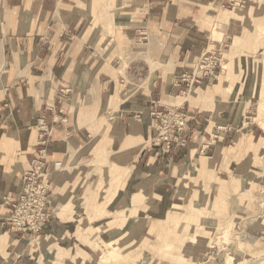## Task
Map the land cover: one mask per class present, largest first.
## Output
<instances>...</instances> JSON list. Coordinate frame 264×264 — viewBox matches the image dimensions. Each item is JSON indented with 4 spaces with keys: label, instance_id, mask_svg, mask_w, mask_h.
Returning a JSON list of instances; mask_svg holds the SVG:
<instances>
[{
    "label": "crops",
    "instance_id": "1",
    "mask_svg": "<svg viewBox=\"0 0 264 264\" xmlns=\"http://www.w3.org/2000/svg\"><path fill=\"white\" fill-rule=\"evenodd\" d=\"M208 1L108 0L109 4H114V11L110 9V12L118 22L111 37L97 24L101 0H0L2 260L7 262L9 257L24 260L31 253L32 243L38 244L43 235L23 238L22 233L12 232L7 222L12 208L3 205L5 197L15 196L20 190L23 175L43 149L39 145L40 121L51 133L50 137L45 136L51 169L55 162L64 165L63 170L53 175L57 223L47 228L41 248H65L67 251L62 243L75 239L78 249L71 248V255H79V264H93L92 260L103 254L102 248L94 250L96 234L89 236L79 228L74 234H68L67 225L92 219L95 226H109L108 221L113 216L96 221L93 212L96 211L97 196L98 202L105 201L117 186L113 182L117 178L114 166L127 172L124 176L129 177L125 187L119 189L114 201L107 205V212L128 211L118 202L125 196L145 193L148 200H155V195L168 196L176 181L177 194L179 188L191 180L189 176L184 182L176 174L188 157L189 147L199 139L192 143L189 135L186 148L173 145L167 149L151 143L149 140L154 135L151 113L155 105L169 109L178 102L184 111L192 112L193 119L202 122L201 115L206 112L204 105L214 104L216 96L210 98V95L218 84L211 83V80L207 81L206 91L201 88L194 98L188 93L183 102L179 98L185 97L182 95L187 92L184 90L187 84L182 85V93L181 88H176L183 75L192 73L197 63L194 58L202 57L208 47L199 29L193 27L194 21L203 19V9ZM218 1L222 5L227 2ZM255 1L257 4L250 7L251 13H259L262 9L263 0ZM240 9L231 11L234 13L230 24L233 19L242 21L243 17L238 13ZM208 18L210 21L214 19ZM248 34L244 32L240 37H245L246 41ZM145 36L172 38L177 43L172 53L173 61L162 71L149 67L146 78L135 83L129 81L127 88L121 84L126 83L122 76L125 67L119 69L108 48L111 41L118 47L134 48ZM260 39V49L263 50L264 36ZM234 103L233 100L221 108L218 119L231 121L227 111ZM229 137L226 132L224 141ZM220 139L222 141L223 137ZM236 148L218 146L214 161L225 159L224 156H230L227 149L234 152ZM196 150L192 148L190 161L197 158ZM205 159L207 165L209 159ZM198 165L199 170L201 162L198 161ZM206 169H209L210 176L217 173L214 164L207 165ZM64 198L69 200L63 204L60 202L58 208V202ZM127 204L126 199L124 205ZM64 227V234L56 233ZM148 227L152 224L149 223ZM51 236L56 242L46 245ZM44 258L42 255L39 264L52 262L44 261ZM158 262L159 258L148 254L142 264Z\"/></svg>",
    "mask_w": 264,
    "mask_h": 264
},
{
    "label": "rangeland",
    "instance_id": "2",
    "mask_svg": "<svg viewBox=\"0 0 264 264\" xmlns=\"http://www.w3.org/2000/svg\"><path fill=\"white\" fill-rule=\"evenodd\" d=\"M101 1L102 9L97 24L113 37V30L118 24L114 13L110 12V9L114 11V4H109L108 0ZM230 1L227 0L224 5L218 0L208 1L203 9V19L193 22V27L202 33L203 41L208 42V47L202 57L194 58L193 61L197 63L192 72L206 57L217 59V66L202 77L200 83L187 85V89L184 88L187 92L182 97L189 93L194 98L199 95L197 92H201V88L206 91L208 80L218 85L214 86L210 95V98L216 96L214 104L203 107L206 112L201 115L202 122L193 119L192 112L184 111L190 121L191 142L195 143V139H199L193 147H189L188 157L181 167L187 171L185 179H179L184 182L189 176L191 179L187 188L183 185L185 196L183 194L177 198L176 181L168 196L155 195V200H148L145 193L129 192L132 195L118 201L128 211L107 212V205L114 201L118 190L125 187L129 177L124 176L127 172H121L120 167L114 166L117 178L113 182L117 186L105 201L98 202L97 196L96 211L93 212L96 221L113 216L108 221L109 226H101V223L98 224L101 227L95 226L94 220L84 219L81 226L75 227L72 232L67 231L68 234H74L79 228L89 236L96 234L94 250L101 247L103 254L94 258L93 264H102L98 260L108 252L107 264H142L148 254L159 258L158 264H264V49H260L259 41L264 36V0L259 13L250 12L251 6L256 7L255 0ZM239 8L242 21L233 19L230 26L222 29L220 24L229 14L227 12ZM208 16L214 19L210 21ZM244 32L249 33L248 43L247 40L241 42L239 39ZM176 44L167 36H145L134 48L118 47L111 41L108 49H111L119 69L125 67L127 73L122 72V76L126 83L121 84L128 88L129 81L135 83L146 78L149 67L162 71L172 63ZM224 68L225 73L222 72ZM230 86L233 88L228 90ZM176 88H181L180 92H183L182 85ZM233 100L235 103L228 107L227 115L237 125L226 121V118L218 119L221 108ZM178 106L180 104L177 102L175 107ZM260 111L263 113L261 118ZM243 121L245 125L241 126ZM226 132H229L230 137L224 141ZM154 139L155 132L149 141L154 143ZM218 146L237 148L234 152L227 149L230 156L214 161ZM192 148H197V158L190 161ZM205 157L209 159L207 165L214 164L217 169L214 177L208 174ZM198 161L201 162L199 170ZM198 190L203 194L201 200L194 196ZM126 199L128 204L124 205ZM66 200L69 199L57 201L58 208L60 202L63 204ZM142 222L145 225L139 234H134L133 229ZM55 223L57 218L52 224ZM149 223L152 227H148ZM110 230H121L122 239L120 235L111 237ZM65 231L64 227L56 233L64 234ZM46 233L47 229L38 244L32 243L31 253L24 260L9 257L5 262L0 257V264H39L42 255L45 256L44 261H52L50 264H69L72 257L79 256L71 255V248L78 249L75 239L70 243H62L67 251L65 248L42 249L41 243ZM109 241H112L111 245L106 244ZM143 246L142 252L137 251Z\"/></svg>",
    "mask_w": 264,
    "mask_h": 264
},
{
    "label": "built area",
    "instance_id": "3",
    "mask_svg": "<svg viewBox=\"0 0 264 264\" xmlns=\"http://www.w3.org/2000/svg\"><path fill=\"white\" fill-rule=\"evenodd\" d=\"M229 2H232L229 0ZM217 59L206 57L197 65L190 74L183 75L176 87L183 84L194 85L217 66ZM151 118L156 123L154 126V144L171 149L173 145L186 148L189 137V117L180 106L169 109L155 105ZM41 131L39 145L43 147L38 157L32 162L30 169L23 175L20 190L15 196L4 198L3 205L12 208L7 217L8 228L15 233H22L23 238L40 236L54 221L56 199L52 192L53 175L56 171L64 169L62 162H55L53 170L48 162V154L45 149L50 137V132L40 121ZM156 141V142H155Z\"/></svg>",
    "mask_w": 264,
    "mask_h": 264
},
{
    "label": "bare ground",
    "instance_id": "4",
    "mask_svg": "<svg viewBox=\"0 0 264 264\" xmlns=\"http://www.w3.org/2000/svg\"><path fill=\"white\" fill-rule=\"evenodd\" d=\"M237 1H239V0H237ZM237 5L238 6H240L239 5V3H237ZM227 13H229V14H227L226 15V17H225V19L223 18V20H222V23L220 24V27L223 29L224 27H227L228 25H230V20H231V17H230V15H232L234 12H227ZM214 35V34H213ZM219 37V36H218ZM240 39V41L241 42H244V39L243 38H239ZM141 51H142V49H141ZM228 68V67H227ZM225 71V68L223 69V71L222 72H224ZM225 73V72H224ZM217 88H219V87H217ZM230 89H228V90H231L232 88H231V86L229 87ZM219 91V90H218ZM186 98H188V97H184V98H179V100H180V102H183L184 100H186ZM263 103V102H262ZM231 105V104H230ZM230 107V106H229ZM237 109L236 110H238V107H236ZM235 109V108H234ZM261 113H260V115H259V118H261L262 117V111H260ZM243 114V113H242ZM259 118H258V120H259ZM261 121V120H260ZM245 124H244V121L242 122V124H241V126H244ZM240 126V125H239ZM186 168H180L179 170H178V172H177V174H176V177L177 178H183V179H185V176H186ZM208 174H209V169H208ZM205 184V183H204ZM183 186V185H182ZM180 187V189H179V191H178V193H177V195H178V197L177 198H179V197H181V195H183L186 191L184 190V186L183 187ZM203 186H205V185H203ZM204 188V187H203ZM184 196H185V194H184ZM194 196H196V198H200V200H201V197H203V194H202V192L200 191V190H198V192H196L195 193V195ZM193 196V197H194ZM193 198H191V200H192ZM195 199V198H194ZM75 223V224H74ZM74 223L73 222H70V224L68 225L69 226V231H71L72 232V230L75 228V227H77V226H81L82 225V222H77V221H74ZM144 225V223H142L141 225H138L137 227H136V229H133V233L135 234L136 232H138V228H140V227H142ZM70 232V233H71ZM155 234V233H154ZM110 235H111V237L112 236H116V235H120V238L122 239V237H123V233L122 232H120V231H118V230H115V231H110ZM151 237L153 238V232H151ZM53 242H56V240H55V237H50V238H48L47 240H46V242H45V244L46 245H51ZM106 244L107 245H111L112 244V241H109V242H106ZM151 244V243H150ZM48 247V246H47ZM144 249V246L141 248V247H139V249H137V251H139V252H142L141 250H143ZM80 252V251H79ZM108 254H109V252L108 253H106L103 257H101V258H99V262H101L102 264H107L108 263V261H109V259H108ZM77 258H78V256H75V257H72L71 259H70V261H68V263L69 264H79L78 262H77ZM44 260V259H43ZM96 260V259H95ZM231 260H233V258L231 257Z\"/></svg>",
    "mask_w": 264,
    "mask_h": 264
}]
</instances>
